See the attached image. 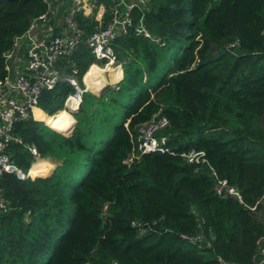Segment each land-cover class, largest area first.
<instances>
[{"label":"trees","instance_id":"16d2710c","mask_svg":"<svg viewBox=\"0 0 264 264\" xmlns=\"http://www.w3.org/2000/svg\"><path fill=\"white\" fill-rule=\"evenodd\" d=\"M96 4L108 17L107 1ZM45 7L0 0V80L5 54ZM74 20L82 36L95 29L81 13ZM142 20L163 44L116 36L121 77L112 87L87 90L118 76L106 81L104 60L80 42L37 98L47 116L14 123L21 143L7 153L21 172L34 161L27 146L56 164L50 174L0 176V264H217L216 256L253 264L263 233L262 205L250 207L264 190V0H150ZM68 79L83 89L71 115L63 110L74 90ZM159 118L166 125L155 134L167 151L138 153L137 127ZM189 150H201L205 163H186L180 154ZM216 179L241 203L215 194ZM194 236L200 247L187 240Z\"/></svg>","mask_w":264,"mask_h":264},{"label":"built area","instance_id":"2783aa9c","mask_svg":"<svg viewBox=\"0 0 264 264\" xmlns=\"http://www.w3.org/2000/svg\"><path fill=\"white\" fill-rule=\"evenodd\" d=\"M42 1L46 5L45 10L29 22L26 31L22 34L24 35L21 44L24 57L23 71L13 76L9 74L8 60L16 47L18 38L13 43V49L6 53L4 57L7 76L0 80V89H4L5 92L14 91L19 96L16 98L10 95L0 96V176L3 173H13L18 179H24L28 176L27 173L21 172L11 162L7 153L9 144L21 143V139L12 134V127L15 122L33 116V108L36 107L39 94L43 90L52 89L56 83L58 78V71L55 66L56 62L64 57H68L80 42L86 46L89 53L95 59L104 60V66L116 62L112 42L118 35L133 33L134 35L148 38L158 45L163 44L159 37L152 36L149 33L142 20L143 13L149 9L150 0H106L108 3L109 19L102 28L100 27L102 22L96 14L94 15L93 9L101 8L103 12L104 9L106 10L103 4H96V0H65L57 2L58 4H63L65 9L63 14V29L59 34H54L47 28L49 17L55 12L56 7H54V4L56 0ZM133 12H139L140 14L135 20L132 16ZM77 13L92 18L96 22L95 29L85 36H82V30L74 20V16ZM39 27H44L45 30H42L40 34L33 33ZM234 45L235 42L228 44V47H233ZM117 65L120 67L119 62H117ZM68 81L74 90L65 99L63 110L67 108L70 111H75L83 89L78 88L73 79H68ZM165 125V119L159 118L157 120L151 119L138 126L136 129V151L140 154L167 151L163 147L165 138L155 134ZM26 148L36 159L37 153L35 149L31 146H27ZM203 155L201 150H189L180 154L181 158L189 164L205 163ZM132 158L133 155L130 154L124 162L130 161ZM210 172L214 175L211 169ZM213 190L217 195L232 196L237 202L241 203L239 192L227 185L224 180L216 179ZM257 203L262 205L263 233L257 241L252 262L253 264H264V190L261 197L250 209H254ZM5 205L6 202L0 193V213L5 209ZM131 224L139 226V223L136 222H131ZM142 231L143 229L138 227V232L141 233ZM187 240L197 247H200L203 243L198 236L187 237ZM215 260L217 264H236L226 262L219 256H216ZM110 264L114 263L111 262Z\"/></svg>","mask_w":264,"mask_h":264},{"label":"crops","instance_id":"0c3cea01","mask_svg":"<svg viewBox=\"0 0 264 264\" xmlns=\"http://www.w3.org/2000/svg\"><path fill=\"white\" fill-rule=\"evenodd\" d=\"M54 7L55 8V12L52 16L49 17V22L47 24V28H49L54 34H59L62 32V29H63V14L65 12V9H64V5L63 4H57L55 3L54 4ZM107 8H108V5H107ZM93 13L94 15L96 14L97 17L100 18V21L103 23V22H107L108 20H105V9L104 11L102 12L101 11V8H95L93 9ZM42 30H45V28H40L38 30H36L35 32L33 33H36V34H40ZM23 48H22V45L20 46L19 49H17L15 51V49L13 50L12 54H11V57L9 58L8 60V65H9V74L12 76V75H15L17 73H20L22 70L18 71L19 69V66H21L23 62ZM19 54H21L22 56L19 57ZM102 70L104 72V69L102 67ZM105 71L107 72V74L114 78V77H117L115 79L114 82H116L117 80H119L120 78V69L118 67V65H116L115 67L111 66V64H106L105 66ZM113 82V83H114ZM102 83V87L101 86H98V87H93V88H88L87 90L90 91L91 93H97L99 92L103 86H106L107 84L105 82H101ZM109 83V82H108ZM110 84V83H109ZM9 92H5L4 89H0V96H7ZM37 109V107H35ZM38 110H40L38 108ZM41 111V110H40ZM42 112V111H41ZM43 113V112H42ZM45 114V113H43ZM46 115V114H45ZM47 116V115H46ZM35 117V116H34ZM40 121V120H39ZM43 122V121H42ZM38 158V157H37ZM41 159V160H40ZM35 160V159H34ZM48 162H53V160L51 159H42V158H38L36 159V166L38 167V171L39 172H45V173H48L50 170H51V167L49 170L46 169L47 165H48ZM34 164V165H35ZM47 170V171H46ZM44 173V174H45Z\"/></svg>","mask_w":264,"mask_h":264},{"label":"rangeland","instance_id":"374dc122","mask_svg":"<svg viewBox=\"0 0 264 264\" xmlns=\"http://www.w3.org/2000/svg\"><path fill=\"white\" fill-rule=\"evenodd\" d=\"M57 3V2H56ZM58 4V3H57ZM105 17H107V16H105ZM109 19V15H108V17L106 18V20H108ZM22 54H23V52H22ZM22 55L21 54H19V57H21ZM23 59H24V57H23ZM97 65V64H96ZM117 65V62H114V64H111V66H113V67H115ZM98 66V65H97ZM100 68H102V67H104V65H102V66H99ZM23 68H24V63H22L21 64V66H19V69H18V71H20V70H22L23 71ZM119 69H120V67H119ZM21 71V72H22ZM88 71H89V69H88ZM87 71V72H88ZM86 72V73H87ZM18 74V73H17ZM16 75V74H15ZM13 76V75H12ZM103 77H104V79L106 80V81H109V76H108V74H107V72H103ZM120 77H121V69H120ZM83 78V77H82ZM81 78V79H82ZM120 79V78H119ZM116 82H114V83H110V84H108V86H104L103 87V89L101 90V92L99 93V94H101L107 87H112L114 84H115ZM82 84H83V87H84V89H85V86H84V83H83V81H82ZM8 95H10L11 97H13V98H16V97H18L19 95L16 93V92H14V91H11V92H9L8 93ZM66 110L67 111H69L68 113H70V115H71V113H73V112H75V111H70V110H68L67 108H66ZM40 115V116H39ZM41 115H42V112L40 111V110H38L37 111V116L38 117H41ZM119 119H120V113H117L116 115H115V118L113 119V123L115 122V123H117L118 121H119ZM113 123L111 124V126H114L113 125ZM74 124V123H73ZM71 131V130H70ZM70 133V132H69ZM36 159H38V158H36ZM36 159L32 162V164H31V166H30V168H29V172L31 173V168H33V169H36V170H38V167L36 166V164H35V162H36ZM50 163V165H51V170H50V172H49V174L51 173V171L53 170V168L55 167V164H56V162H49ZM35 164V165H34ZM47 171V170H46ZM45 172H42V174H44Z\"/></svg>","mask_w":264,"mask_h":264},{"label":"water","instance_id":"95a60500","mask_svg":"<svg viewBox=\"0 0 264 264\" xmlns=\"http://www.w3.org/2000/svg\"><path fill=\"white\" fill-rule=\"evenodd\" d=\"M23 39H24V35H21V36L18 37V39H17V44H16V47H15V51H16L17 49L20 48ZM106 86H108V85H106ZM102 89H103V88H102ZM102 89H101V90H102ZM101 90H100L99 92H97V93H93V94L96 95V96H99V93L101 92ZM48 175H49V174H48ZM48 175H47V176H48Z\"/></svg>","mask_w":264,"mask_h":264},{"label":"bare ground","instance_id":"6f19581e","mask_svg":"<svg viewBox=\"0 0 264 264\" xmlns=\"http://www.w3.org/2000/svg\"><path fill=\"white\" fill-rule=\"evenodd\" d=\"M118 81V80H117ZM37 111H38V108L36 109V108H33V117L34 116H37ZM41 160V159H40ZM32 164V163H31ZM30 168V167H29ZM27 175L29 176V175H33V174H31L30 172H29V169H28V171H27Z\"/></svg>","mask_w":264,"mask_h":264},{"label":"flooded vegetation","instance_id":"af4514ba","mask_svg":"<svg viewBox=\"0 0 264 264\" xmlns=\"http://www.w3.org/2000/svg\"><path fill=\"white\" fill-rule=\"evenodd\" d=\"M33 119H34V117L33 116H31ZM35 120V119H34ZM37 121H39V120H37ZM42 122V121H41Z\"/></svg>","mask_w":264,"mask_h":264}]
</instances>
